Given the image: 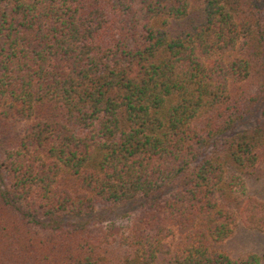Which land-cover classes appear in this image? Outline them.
Returning <instances> with one entry per match:
<instances>
[{
  "label": "trees",
  "instance_id": "16d2710c",
  "mask_svg": "<svg viewBox=\"0 0 264 264\" xmlns=\"http://www.w3.org/2000/svg\"><path fill=\"white\" fill-rule=\"evenodd\" d=\"M262 164L264 0H0V264H260Z\"/></svg>",
  "mask_w": 264,
  "mask_h": 264
},
{
  "label": "rangeland",
  "instance_id": "374dc122",
  "mask_svg": "<svg viewBox=\"0 0 264 264\" xmlns=\"http://www.w3.org/2000/svg\"><path fill=\"white\" fill-rule=\"evenodd\" d=\"M264 173V164H262ZM262 185V182H261ZM260 182L246 180L244 187L234 185L231 192V204L234 206V198H244L246 195H264ZM263 197V196H262ZM222 200V199H220ZM216 249L224 251L230 258L238 260L254 254L264 264V233L246 227L240 219L233 224L232 233L224 241L214 245Z\"/></svg>",
  "mask_w": 264,
  "mask_h": 264
}]
</instances>
